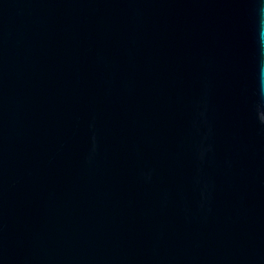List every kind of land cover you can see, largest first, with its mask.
<instances>
[{
    "label": "water",
    "instance_id": "1",
    "mask_svg": "<svg viewBox=\"0 0 264 264\" xmlns=\"http://www.w3.org/2000/svg\"><path fill=\"white\" fill-rule=\"evenodd\" d=\"M0 264H264V0H0Z\"/></svg>",
    "mask_w": 264,
    "mask_h": 264
}]
</instances>
